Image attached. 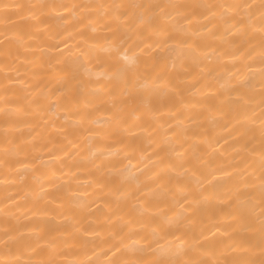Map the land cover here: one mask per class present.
I'll return each mask as SVG.
<instances>
[{
  "label": "bare ground",
  "instance_id": "bare-ground-1",
  "mask_svg": "<svg viewBox=\"0 0 264 264\" xmlns=\"http://www.w3.org/2000/svg\"><path fill=\"white\" fill-rule=\"evenodd\" d=\"M239 2L0 0L23 6L0 8V259L6 240L8 258L22 264H105L113 244L132 243L130 228L151 233L154 219L178 210L174 195L202 190L212 196L186 229L190 236L205 244L200 232L212 229L210 240L258 242V231L228 228L259 227L262 193L259 181L250 183L246 164L258 159L253 150L261 146L264 115L258 27L237 31L235 22L217 17L209 24L199 16L189 25L184 16L193 9H169L175 19L163 23L179 39L148 57L137 41L112 46L110 38L120 39L127 23L118 14L73 7ZM102 23L112 29L92 31ZM133 56L140 63L124 74L120 94L110 95L117 81L106 73L114 77ZM125 90L139 109L135 117L125 109L127 124L113 116V104L128 98ZM81 114L87 117L83 129L74 127ZM146 186L151 194L142 191ZM134 193L140 201L148 196L144 206L151 212L136 210ZM232 255L243 257L245 249Z\"/></svg>",
  "mask_w": 264,
  "mask_h": 264
},
{
  "label": "snow or ice",
  "instance_id": "snow-or-ice-1",
  "mask_svg": "<svg viewBox=\"0 0 264 264\" xmlns=\"http://www.w3.org/2000/svg\"><path fill=\"white\" fill-rule=\"evenodd\" d=\"M19 4L2 3L0 8H21ZM41 9L47 8V5L39 6ZM67 7V6H62ZM74 8L84 9H97L103 11L104 15H110L116 13L119 17L123 18V21L127 23L122 24V36L117 39L116 35L110 39L115 40L113 47H118L120 40L124 42L137 41L136 48H140L144 51L145 56H152L155 48H159L162 45H167L171 41L179 39L176 35L172 34L169 27L163 23V21L174 20L175 17L171 10H188L193 9L184 16V20L187 24H192L193 17H202L207 19L209 24H212L218 17L224 19L227 23H233L237 31L241 26H247L248 29H256L258 27L259 39H260V69H261V88L264 89V0H241L239 3L230 4H206L201 3L197 5H177V4H141V3H104L99 5H73ZM111 9L112 13L108 10ZM123 9V11H121ZM203 9L204 11H199ZM31 11V8H30ZM179 14V13H178ZM61 19H64L61 17ZM205 30H209V25L203 26ZM112 29V25L108 23H102L99 28L95 24L92 25V31L102 30L109 31ZM183 31L189 32L191 29L184 28ZM245 32L244 35H248ZM215 35V33H213ZM154 37V38H153ZM183 44H190V40H183ZM67 46V45H65ZM143 46V47H141ZM146 49V51H145ZM251 53H249L250 55ZM85 53H81L83 57ZM129 63L119 67L116 70L115 76L106 73L109 79H115L117 81L116 86L110 95L115 96L119 93L120 81L124 74L131 71L136 65L140 63V57H125ZM83 70L89 75L92 73V69L88 65L82 64ZM147 85H145L146 87ZM244 87V84L240 85ZM123 95L127 96V99L120 100L113 104V108L116 109L113 112V116L117 121H122L123 124H127L128 120L123 119L122 113L125 109H130L128 115L135 117L139 109L135 107L136 97L127 90ZM262 109H264V91L261 92ZM72 102L69 101L68 104ZM70 110V109H68ZM87 123V117L81 114L80 119L76 122L74 127L85 128ZM261 146L258 150H253V155H258V159L246 161L251 168L250 183L259 181V187L262 193L261 213L259 217V227L253 223H245L243 225H228V228L232 231H258L259 240L253 242L254 238L249 237L246 241H240L236 237H230L225 241L217 237L215 240H210L209 236H215L212 229H208L207 233L200 232V238L207 241L205 244L199 243V241L190 236L189 231L192 223L197 219V213L200 205L206 203L212 196V193L208 190H202L198 194H182L177 199L173 196V204L178 210L174 211L172 215L163 213L159 218L154 219L156 227L153 228L151 233L147 235H140L131 228L129 231L131 235L128 237L132 240V243H125L122 239L119 244H113L110 252V258L105 264H264V115L261 117ZM89 136L93 133L89 131ZM11 150V149H9ZM177 155L183 159V150L180 148L174 149ZM187 171V168H185ZM226 174V173H225ZM148 194H151L152 190L147 186L142 190ZM132 198L136 199V204L140 207L136 210L140 212H151L152 207L148 205L145 207V203L148 200V196H145L144 201H140L136 198V194H132ZM187 205V206H185ZM135 208V205H134ZM192 215H188L189 213ZM215 227V225H214ZM216 231H220L216 228ZM5 236H8L5 233ZM138 237V238H134ZM164 240L165 243L161 244L160 241ZM143 241V244L141 243ZM178 242V243H177ZM155 245V247H153ZM238 249H245V255L243 257H235L233 252ZM9 245L5 240L3 242V256L5 259H0V264H22L19 259L8 258ZM193 253H202L203 256H210L211 258L205 259L201 256L193 255ZM149 254H154L153 258H149ZM106 256L108 253L105 254ZM45 264H59L55 259H51L45 262Z\"/></svg>",
  "mask_w": 264,
  "mask_h": 264
}]
</instances>
